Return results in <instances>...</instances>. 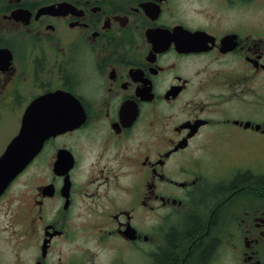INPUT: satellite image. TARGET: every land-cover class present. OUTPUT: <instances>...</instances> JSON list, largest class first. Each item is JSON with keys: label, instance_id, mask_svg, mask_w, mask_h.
Segmentation results:
<instances>
[{"label": "flooded vegetation", "instance_id": "af4514ba", "mask_svg": "<svg viewBox=\"0 0 264 264\" xmlns=\"http://www.w3.org/2000/svg\"><path fill=\"white\" fill-rule=\"evenodd\" d=\"M263 10L0 0V264H264Z\"/></svg>", "mask_w": 264, "mask_h": 264}, {"label": "water", "instance_id": "95a60500", "mask_svg": "<svg viewBox=\"0 0 264 264\" xmlns=\"http://www.w3.org/2000/svg\"><path fill=\"white\" fill-rule=\"evenodd\" d=\"M24 130L7 147L0 157V193L7 184L25 167L32 155L39 149L34 142L23 144Z\"/></svg>", "mask_w": 264, "mask_h": 264}, {"label": "rangeland", "instance_id": "374dc122", "mask_svg": "<svg viewBox=\"0 0 264 264\" xmlns=\"http://www.w3.org/2000/svg\"><path fill=\"white\" fill-rule=\"evenodd\" d=\"M256 4V3H255ZM258 9L255 7V11H257ZM264 11V10H263Z\"/></svg>", "mask_w": 264, "mask_h": 264}]
</instances>
